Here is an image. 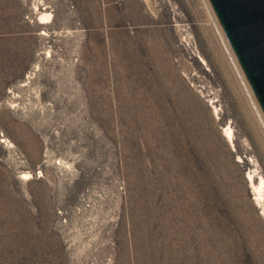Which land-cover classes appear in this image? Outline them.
Instances as JSON below:
<instances>
[{"label":"rangeland","instance_id":"rangeland-1","mask_svg":"<svg viewBox=\"0 0 264 264\" xmlns=\"http://www.w3.org/2000/svg\"><path fill=\"white\" fill-rule=\"evenodd\" d=\"M251 96L208 0H0V264H264Z\"/></svg>","mask_w":264,"mask_h":264},{"label":"water","instance_id":"water-1","mask_svg":"<svg viewBox=\"0 0 264 264\" xmlns=\"http://www.w3.org/2000/svg\"><path fill=\"white\" fill-rule=\"evenodd\" d=\"M264 115V0H208Z\"/></svg>","mask_w":264,"mask_h":264},{"label":"bare ground","instance_id":"bare-ground-1","mask_svg":"<svg viewBox=\"0 0 264 264\" xmlns=\"http://www.w3.org/2000/svg\"><path fill=\"white\" fill-rule=\"evenodd\" d=\"M209 7H210V6H209ZM211 12H212V11H211ZM227 50H228V49H227ZM229 54H230L231 60L233 61V63L235 64V67H236V66H237V64H236V60L234 59V57H233V55L230 53V51H229ZM237 71H238V73L241 75V72H240V70L238 69V66H237ZM241 77H242V81L244 82V85L247 87V85H246V83H245V80H244V78H243L242 75H241ZM251 99L253 100V105L255 106V109H256L257 113H259V116H260V118H262V121H263V123H264V119H263V117H262V115H261V113H260V109H259V107L257 106V104H256V102H255V100H254V98H253L252 96H251ZM225 133L229 135V134H230V129H226ZM251 185H252V183H251ZM252 187H253V191L256 192L258 195H260V194H259V192H260L259 188L256 189V188H254L253 185H252Z\"/></svg>","mask_w":264,"mask_h":264}]
</instances>
